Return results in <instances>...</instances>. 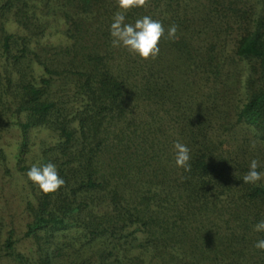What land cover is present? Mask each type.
I'll return each instance as SVG.
<instances>
[{"label": "trees", "instance_id": "1", "mask_svg": "<svg viewBox=\"0 0 264 264\" xmlns=\"http://www.w3.org/2000/svg\"><path fill=\"white\" fill-rule=\"evenodd\" d=\"M29 1L4 0L1 15L15 9L18 22L29 28L25 13ZM42 1L59 10L74 45L64 50L72 57L61 66L35 55L47 77L36 81L20 67L15 84L17 114L24 116L19 122L23 142L18 159L26 153L29 132L48 128L58 141L43 150L40 164H55L65 180L48 194L32 183L38 190L36 206L28 205L31 222L24 236L33 239L38 264L58 263L62 251L55 240L62 232L80 229L90 242L120 241L126 239L123 232L128 228H134L131 234L147 235L140 246L153 249L150 260L157 259V264H264V250L254 247L264 239V232L254 230L264 220V180L243 182L249 166L246 153L222 137L235 125L245 124L255 139L264 142V15L237 26L233 58L221 60L218 43L203 48L198 42L207 31L217 29L214 15L230 13L239 22L246 17L245 9L220 4L201 15L196 0H146L130 7L125 20L134 23L148 15L164 26L159 54L145 60L112 46L109 26L118 0ZM91 19L97 22L93 30L102 42L87 41L91 35L86 23ZM172 24L177 26L175 40L166 38ZM11 44L16 54L11 53ZM3 46L17 66L30 54L24 37L5 35ZM239 66L244 68L242 75L240 69L236 72ZM73 79L79 107L70 117L66 101H57L51 89L55 80L65 87ZM240 88L239 103L231 107L225 96ZM231 111L236 120L227 126ZM158 113L166 118L169 137L156 132L142 140L140 131L153 129L144 119L158 120ZM177 140L190 149L187 171L175 165ZM102 155L111 156L110 170L102 167ZM130 165L135 183L134 175L122 174ZM146 169L153 175L151 181L144 178ZM137 183L138 191L129 198L125 190ZM104 204L110 210L96 214ZM13 244L8 238L5 249L12 251ZM13 256L22 262V255ZM111 256L112 251L99 249L78 264H107Z\"/></svg>", "mask_w": 264, "mask_h": 264}, {"label": "rangeland", "instance_id": "2", "mask_svg": "<svg viewBox=\"0 0 264 264\" xmlns=\"http://www.w3.org/2000/svg\"><path fill=\"white\" fill-rule=\"evenodd\" d=\"M40 2L43 1L30 0L28 2L25 13L30 23L29 28L22 27L18 22L15 16V9L5 16H2L0 11V264H38L39 255L37 247L33 239L24 236L27 224L31 222L28 205L30 203L36 206L35 194L38 192L26 174L33 165H41L43 150L58 141L57 134L48 128L40 127L32 129L28 134L26 153L23 159H18L19 149L23 142L19 122L24 121V116L17 114V104L15 101V84L19 79L18 68L22 67L23 71L30 72L29 74L37 81L40 77L46 75L43 67L37 63L35 55L43 61L61 66L68 63L72 57L71 53L68 54L64 50H70L74 45L73 40L69 39L67 34L70 26L65 22L60 12H58L59 10L53 4L46 7ZM3 3L4 0H0V7ZM194 3L200 7L198 11L201 15L207 8H220V4L223 6L234 4V6L241 7L247 11L244 20L238 19L239 22H236V18L229 15L230 13L223 16L214 15V26H217V29L207 31L201 36L198 43L203 48L211 42H214V44L218 43V45L216 44V52H219L218 57L221 60L233 58L235 40L239 35V31H236L237 26L240 25L241 27L245 20V22L251 23L257 17L264 15V3L262 0H196ZM96 23L93 19L86 23L88 34L91 35L90 38L87 37V41L88 39L90 41L92 39L99 42L103 41L100 40L101 38L98 34H94L93 29ZM215 31L219 32L220 38L217 37ZM5 35L24 37L27 40L30 54L20 66L15 65L13 60L4 51L3 42ZM11 45V53L16 54V49L13 47V44ZM113 66H116V61ZM238 69L241 70L242 75L243 66H239L236 72H239ZM74 79L65 87L62 86L61 80H55L51 89L57 101L59 99L66 101L70 117L79 107V98L75 95L77 91ZM222 89L223 87L220 86V91L223 92ZM236 90L230 91L225 96V100L227 102L229 100L230 103L228 102V104L231 107L238 105L240 95H242L243 90L241 88ZM235 91L237 92L236 94L234 93ZM136 114H138L137 111H135L133 116L136 117ZM150 119L147 118L144 121L147 124L150 123L153 129L151 133L146 131V134L142 129L139 133L142 140L145 136L149 138V135H153L156 132L169 137L170 133H166L168 130L167 123L164 124L166 118H160V114L158 113L155 118L158 120L153 121L151 119L150 121ZM159 119H161L160 125ZM235 120L236 117L233 111H231L226 121L229 123L227 126L234 124ZM73 126L76 127V124H73ZM160 127L161 130L158 129ZM222 137L227 140L232 148L244 151L249 163L253 159L257 160L260 166L258 170L264 172V142L255 139L245 124L235 125L231 131L223 133ZM160 140L166 139L162 137ZM136 143L137 141L134 140V149ZM142 144L144 143L142 142ZM109 158L111 159L109 155H102L101 157L104 170H110L107 164ZM165 158H167L166 155L163 156L162 160H165ZM115 164L113 163V165ZM122 165L117 164L115 166L120 167ZM130 167L128 173L122 174L128 176L134 175L133 181L135 183L137 176H135V170L132 165ZM143 175L147 181L152 180L153 175L150 173V169L148 171L146 169ZM137 188H139V183L126 189L127 196L130 198V196L135 195L138 191ZM127 196L125 197L128 199ZM107 206L105 205L101 209H96L95 213L102 215L108 212L110 208H107ZM133 229H126L123 234H126L127 237L120 241L101 239L90 242L80 229L62 232L58 234L55 240L56 246L61 248L62 251L59 257H57V264H78L81 259L89 257L99 249L113 252V256L106 260L107 264H157V259H154L152 262L150 260L154 253L153 249L149 247L147 248L148 251H145L140 246L146 240L147 235L141 231L131 234ZM8 238L14 243L12 251L5 249V242ZM9 253H12L11 256L8 255ZM13 254L22 255V262L15 261L14 256L12 258Z\"/></svg>", "mask_w": 264, "mask_h": 264}, {"label": "clouds", "instance_id": "3", "mask_svg": "<svg viewBox=\"0 0 264 264\" xmlns=\"http://www.w3.org/2000/svg\"><path fill=\"white\" fill-rule=\"evenodd\" d=\"M146 0H118L117 11L113 14L112 22L109 26V35L113 47H123L130 53L141 59L155 58L160 48L158 42L165 36V28L159 20H154L151 16L145 15L135 20L134 23H126V13L130 7L142 6ZM177 26L172 24L167 30L166 38L177 39ZM175 152V165L186 171L190 169V149L189 147L175 141L173 143ZM259 163L253 159L248 166V171L243 175L244 183L256 184L264 179V172L259 171ZM27 178L38 189L45 194L54 193L65 184V180L58 174L55 164L49 162L40 166L33 165L27 172ZM256 232H264V220L258 221L254 225ZM254 247L264 250V239H259Z\"/></svg>", "mask_w": 264, "mask_h": 264}]
</instances>
